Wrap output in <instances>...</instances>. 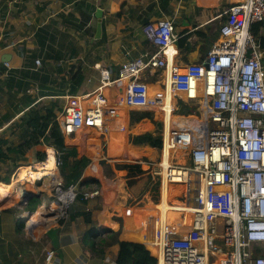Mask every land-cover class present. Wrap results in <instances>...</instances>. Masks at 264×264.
Wrapping results in <instances>:
<instances>
[{
  "label": "crops",
  "instance_id": "0c3cea01",
  "mask_svg": "<svg viewBox=\"0 0 264 264\" xmlns=\"http://www.w3.org/2000/svg\"><path fill=\"white\" fill-rule=\"evenodd\" d=\"M239 1L0 0V175H7L9 180V183L0 180V184L13 186L12 192L3 195V198L0 196V264H47L46 256L50 249L55 250V264H120L116 260L117 246L106 249L103 256L92 252L88 240L95 238V232L98 236L104 235L107 228L116 229L122 221L123 237L145 244L143 220L150 211L159 214L166 223L172 219L176 220L179 212L174 213L170 205L171 184L165 182L162 189L161 182L159 203L153 200L150 193L152 185L159 179L153 165L163 157L167 161V153L163 156L161 150L159 160L146 164L137 158L141 157L143 150L150 154L158 152V148L141 147L128 142V134L142 133L141 131L152 126L146 119L129 126V111H152V108L130 109L122 103L123 107L119 110L116 120L121 125H127L125 132L102 135L100 131L94 130L89 131L83 138L86 147L84 151L93 149V156H87L86 167L91 165L94 174L83 171L80 180L97 179L100 183L99 194L90 199L80 198L69 208L68 215L55 219L58 205H54V213L48 212L49 206L40 205L37 211L41 209V213L33 224L34 231L31 234L25 223H18V217L23 218L20 211L18 215L14 213L18 211V204H10L22 196L14 183L19 184L23 174L30 173L26 164L32 165L43 155L41 140L44 137H38L40 143L34 145L25 143L38 128L36 124L29 123L25 116L34 107H51L57 116L64 109L68 101L67 96L79 95L98 87V65L109 67L115 76L131 58L153 50L155 46L145 35L144 27L162 18L172 19L178 34L186 30L195 31L198 27L210 28L206 37H191L189 50L182 52L179 49L176 58L182 65L203 60L211 44L219 38L221 24L225 19L224 11ZM98 8L103 10L100 37H96ZM38 59L40 63L37 62ZM151 75L153 76L148 74L145 80L149 82L150 96L154 97L162 87L160 83H150L149 79L155 80ZM87 84L92 85L93 89L90 90ZM163 91L164 105L157 108L164 112L166 139L172 126L193 127L192 129L197 131L204 129L207 113L202 119L194 115H174L171 112L174 106L173 94L170 88ZM102 140L107 141L106 146L111 153L119 155L128 152L129 158L123 159V155H120V158L128 161V164H140L144 171L152 175L146 192L142 182L131 185L130 188L128 170L124 184L120 186L117 183L120 169L117 170L114 163L110 164V168L114 170L110 176L104 172L101 158L94 164L95 159L101 155ZM38 149L41 152L37 151ZM83 155V150L78 147V157L84 158ZM184 161L188 162L186 159ZM18 163L23 166L19 172ZM72 183L79 185V180ZM27 187L24 188L34 192L30 185ZM39 188L43 190V187ZM64 195L68 200L73 199L70 192H65ZM8 196L12 199L8 200ZM129 196L147 197L151 202L131 203L128 201ZM48 197L50 195H45L43 200ZM125 201L129 204L126 205ZM87 210L94 214L91 223H87L84 217V211ZM25 214L26 221L28 217L33 218L35 213L28 211ZM41 223L44 227L42 231L39 230ZM6 227L12 229L10 235L6 234ZM145 245L157 258L158 264L157 249Z\"/></svg>",
  "mask_w": 264,
  "mask_h": 264
},
{
  "label": "built area",
  "instance_id": "2783aa9c",
  "mask_svg": "<svg viewBox=\"0 0 264 264\" xmlns=\"http://www.w3.org/2000/svg\"><path fill=\"white\" fill-rule=\"evenodd\" d=\"M224 15L219 38L206 57L183 65L176 61L180 34L173 20L146 24L144 33L155 48L131 58L115 76L109 67L98 65V87L67 96L56 116L66 143L81 146L85 141L76 139L89 131L125 132L127 125L116 120L122 103L130 109L162 107L167 88L196 105L202 114L198 118L207 113V132L172 126L167 139L162 136L159 149L169 163L163 158L153 165L154 172L163 183L178 178L185 201L171 207L179 212L171 222L153 211L144 217V242L157 249L158 264H264V48L252 31L254 22H262L264 30V0H240ZM158 72L166 76L165 85L150 97L145 77ZM176 109L174 105L172 114ZM41 142L45 157L29 167H44L49 150L57 167L61 165L55 144L45 138ZM46 179L32 181L46 187ZM61 181L53 189L55 218L68 215L79 197L99 194L98 188L79 192L76 184ZM58 188L72 191L73 199L66 201ZM54 257L55 250H48L46 263L55 264Z\"/></svg>",
  "mask_w": 264,
  "mask_h": 264
},
{
  "label": "trees",
  "instance_id": "16d2710c",
  "mask_svg": "<svg viewBox=\"0 0 264 264\" xmlns=\"http://www.w3.org/2000/svg\"><path fill=\"white\" fill-rule=\"evenodd\" d=\"M262 22H254L252 24V31L259 39L261 46L264 48V30L262 29ZM210 28L208 27H198L195 31H184L180 33V38L178 41V47L180 51L187 52L190 48L188 45L190 42V38L197 35L199 37H206L209 35L208 31ZM218 33V32H217ZM179 107L176 110H181L180 114H193L199 113L197 110V106L184 101L183 99H178ZM175 110V111H176ZM130 119L128 122L129 126H132L136 120L139 122L143 119H153L154 113L149 110H130ZM174 114H176L174 112ZM29 123H34L38 127L35 134L25 142L26 145H34L40 143L39 138L44 137L47 141H51L55 144L56 148L61 153V167L65 170V181L66 185L72 184V182H77L79 180V187L81 192L85 190L86 187L89 189L98 188L100 185L99 181L95 178H85L81 179V175L83 174L84 169L88 164V158H79L78 157V147L74 145H68L65 140V136L61 130L59 122L56 120V115L52 108H32L25 116ZM157 117V116H156ZM152 125V124H151ZM131 134V133H130ZM130 134H128V142L139 145L141 147H162V138L158 135H155L151 131H145L142 133L132 135L130 139ZM39 137V138H38ZM77 142H83V138H78ZM159 150L158 152H160ZM160 154V153H159ZM43 154L41 159L44 158ZM95 162L94 164H97ZM119 168H124L120 166ZM128 184L130 188L134 186L138 182H142L143 186H145V192L149 189V185L152 181V175L149 172L144 171L141 168L140 164H128ZM69 172V173H68ZM68 173V174H67ZM6 182L9 183V180ZM97 182V183H96ZM94 184V185H93ZM132 185V186H131ZM182 184H179L178 191H183ZM161 181L158 179L152 185L150 193L152 194V198L154 201L159 202ZM144 192V193H145ZM174 190H171V198L170 202L175 204H181L175 198ZM82 197V194H81ZM42 202V196L33 195L31 196L27 203L22 204L20 207V214L25 211L34 212L37 210L38 206ZM84 217L87 223H91L93 220L92 211L87 210L84 211ZM117 219V218H116ZM120 220L121 218L118 217ZM123 223L120 221L119 226L114 228H107V231L104 235H97L95 232V238L88 240L90 243V248L92 252L98 256H103L106 253V249H111L113 246H117L116 260L120 264H157V258L152 255L151 251L147 248V246L142 242L137 241H129L123 237Z\"/></svg>",
  "mask_w": 264,
  "mask_h": 264
},
{
  "label": "rangeland",
  "instance_id": "374dc122",
  "mask_svg": "<svg viewBox=\"0 0 264 264\" xmlns=\"http://www.w3.org/2000/svg\"><path fill=\"white\" fill-rule=\"evenodd\" d=\"M0 6H2V5L0 4ZM15 30H12V31L15 32ZM151 77H153V79H155V80L152 81V80L149 79L150 83H160V85H163V86L165 85L166 76L164 75V73L158 72L156 74H153V76L151 75ZM87 87H89L90 90L93 89L92 85H88L87 84ZM178 99H179L178 97L173 96L174 105L177 107V109L179 107ZM159 109L160 108H157V106L156 107H152V109H150V110L153 111L154 115H156L157 117L154 116L153 119L146 118V120L149 121L152 124V126H150L147 130H144V131H151V132L155 133V135H158V136H160L162 138V136H164V112L161 111V110H159ZM175 113L176 114H180L182 112H181V110H176ZM196 113H197V111H196ZM190 115H194V116L195 115H198V116L202 117V114L201 113H197V114H194L193 113V114H190ZM200 119H202V118H200ZM136 123H138V122L135 121L134 124H136ZM126 130H127V128H126ZM96 131L97 130H95L94 132H96ZM144 131H141V132H144ZM137 133H140V132H133V133H131L130 134V139H131L132 135L137 134ZM100 142H102V144H101V155H100V157H97V159H95V162H98L99 161L98 159L101 158L100 163L102 165V168H103L104 172H106V174L108 176H110L111 173L114 171L112 168H110V164L111 163H114L116 169L117 170L120 169V170H118L119 171L120 178L117 180V183H118V185L122 186L124 184L125 179H126V171H127L128 161L126 162V160H123L124 158L123 159L120 158V155H123L122 153L119 154V155H117V153L116 154L111 153L110 152V149H107V146H106L107 141L106 140H102ZM77 147H79V148H81L83 150V154H84L83 156H86V157L87 156L89 157V155L90 156H93L92 153H91V151L93 150L92 148L89 151H84V148H86L85 145H81V146L79 145ZM41 148H42V146H41ZM103 149L105 150V154H103ZM156 150H160V149L158 148ZM37 151L41 152L40 149H38ZM143 152L144 153L141 155V157L137 158V160L138 161L139 160L140 161L143 160L146 164H150V162H155V161L159 160V158L161 157L160 156L161 151L160 152H153V153H150V154L147 153L145 150H143ZM126 154H127L126 158H129L130 154L128 152H126ZM123 157H125V156L123 155ZM90 163H92V162H90ZM32 164H34V163H32ZM123 165L125 166L124 168H119L120 166H123ZM143 165H144V168H146V165L144 163H143ZM27 166H30V165L26 164V167ZM33 167H35V166H33ZM20 168H21V164L18 163V170ZM147 168H149V167H147ZM86 170L88 171V173H90V175H93L94 174V172L92 171L93 169L91 168V165H89L88 167H86L84 169V171H86ZM58 174H59L58 182L53 183L52 186L50 187V190L49 191H46L47 190L46 187H44L43 184H41V183H34V182L31 183V186H33V188H31V189L34 190V192H37V193L38 192H42L44 195H47V196L50 195V197H48L47 200H46V202L48 203V206L50 208V209L48 208V212H50V213H54V209H55L54 205H56V204H54L55 201L52 199L53 198V189L56 188V185L57 184H59L60 178H62V181L61 182L63 184H66V181L64 179V177H65V170L61 167V165L58 166ZM7 179H8L7 178V175H0V180L7 181ZM182 185H184V184H182ZM76 186H77V191L80 192L79 185L76 184ZM24 187L25 188H28L25 184H20V183L18 184V190H24L25 189ZM39 187H44L45 190H42ZM178 188H179V184H175V183L171 184V190H174L175 191L174 192V194L176 196L175 198L176 199H179L180 202H181V204H183L184 203V200L183 199H184L185 194H182V196H180L179 193H181V192L178 191ZM86 189H89V187H86L85 190ZM183 189H184V186H183ZM22 198L23 197L20 196V197L16 198V200H14L13 202L10 203V204H12V203L13 204H18V211L17 212H14L16 215H18V212L20 211L19 209H21V207H20L21 206L20 205V201H21ZM160 198H161V193H160ZM43 199H44V196H43ZM79 199H80V197L77 200H79ZM77 200L75 202H77ZM128 201H130L131 203L132 202L136 203V201H137V203H145V204L151 202L150 201V198H147V197H141V198L138 197L137 198V197H134V196H132V197L129 196ZM42 202H43V200H42ZM74 203H72L70 205V207ZM157 203H159V202H157ZM127 204H129V203L126 202V205ZM172 204H175V203H172ZM178 205H180V204H178ZM173 206H175V205H173ZM174 213H176L175 210H174ZM170 215H173V214H170ZM19 218L20 217H18V223L23 224L24 221H25V219L24 218L19 219ZM178 218H179V214L176 217V219H178ZM54 219H55V217H54ZM172 220H175V219H172ZM5 231H6V234H9V235H10L11 232H13L12 229L7 228V227H6ZM18 231H19V226H18Z\"/></svg>",
  "mask_w": 264,
  "mask_h": 264
},
{
  "label": "bare ground",
  "instance_id": "6f19581e",
  "mask_svg": "<svg viewBox=\"0 0 264 264\" xmlns=\"http://www.w3.org/2000/svg\"><path fill=\"white\" fill-rule=\"evenodd\" d=\"M175 50V48L174 47H171V51L173 52ZM124 92V91H123ZM149 96H150V94H149ZM151 97V96H150ZM126 106V105H125ZM126 107H128V106H126ZM128 108H130V107H128ZM150 108H152V107H142V108H138V107H134V108H132V109H150ZM162 111V110H161ZM164 129H165V127H164ZM207 130H208V117L205 119V121H204V131L205 132H207ZM164 136H165V132H164ZM164 158V157H163ZM164 164L165 165H167L169 162H168V160L166 161L165 159H164ZM23 167V166H22ZM21 167V168H22ZM21 168L18 170V172L21 170ZM28 168L30 169V173H25V174H23V177L21 178V181H19V183H22V184H25L26 186L27 185H30L31 186V183H33V181H32V179H34V180H38V179H42V178H47L46 180H47V182L49 183V184H46V189H47V191L49 190V188L52 186V184L53 183H55V182H58V179H59V174H58V167H57V165H56V159H55V155H54V153H53V151L52 150H49V158H48V160L46 161V165L44 166V167H42V166H40V167H38V169H33L32 167H29L28 166ZM154 174V173H153ZM159 179L161 180V178L159 177ZM16 181H18V179L16 180ZM25 181H29V183H26ZM162 182V181H161ZM167 183H168V185L169 184H173V183H175V184H183V183H181L180 181H178V178H175V179H173L172 181H167ZM16 186H15V188H16V190H18V182L16 183H14ZM32 188H33V186H31ZM13 186L11 185H7V184H0V196H2V198H3V195H8L10 192H12L13 190ZM59 189V188H58ZM43 190H45L44 189V187H43ZM62 189H59V195L60 196H63L64 195V193L66 192V191H61ZM15 192V191H14ZM19 192H20V194H22V197L25 195V194H27V193H29V192H31L29 189H25V190H19ZM71 194H73L72 195V197H74V193L72 192V191H69ZM63 193V194H62ZM6 197V196H5ZM0 199H1V197H0ZM7 199L8 200H10V199H12L10 196H8L7 197ZM54 200V199H53ZM68 199H66V201H67ZM2 202L0 201V204H1ZM54 204H56V205H58L56 202L54 203ZM53 204V205H54ZM171 206H173V205H177V204H170ZM181 205H183V204H180V206ZM41 206L42 207H47L48 206V203L46 202V200H43V202H42V204H41ZM40 206V207H41ZM33 213H35L34 214V216H33V218H35V219H37V217L39 216V214L41 213V209L40 210H35ZM30 214V213H29ZM25 215H27V214H25L24 213V215H22L23 217L25 216ZM55 215V214H54ZM49 216H53V215H49ZM43 217V216H42ZM42 221V220H41ZM43 224L41 223V226H39V230L40 231H42L43 230V226H42Z\"/></svg>",
  "mask_w": 264,
  "mask_h": 264
},
{
  "label": "water",
  "instance_id": "95a60500",
  "mask_svg": "<svg viewBox=\"0 0 264 264\" xmlns=\"http://www.w3.org/2000/svg\"><path fill=\"white\" fill-rule=\"evenodd\" d=\"M96 16L98 17L96 37H100L101 34H102V17H103V10H102V8H98V10L96 11ZM124 159H126V158H124ZM33 195H40V196H42V192L40 194V193H36V192L31 191V192L25 194L23 196V198L21 199L20 204L27 203L28 199L31 196H33ZM34 222H35L34 218H31L28 221H26V223H25V226L29 230L30 233H32V228H33Z\"/></svg>",
  "mask_w": 264,
  "mask_h": 264
},
{
  "label": "clouds",
  "instance_id": "9594fccd",
  "mask_svg": "<svg viewBox=\"0 0 264 264\" xmlns=\"http://www.w3.org/2000/svg\"><path fill=\"white\" fill-rule=\"evenodd\" d=\"M174 115H182V114H174ZM139 122V121H138ZM74 146H76V145H74ZM157 148V147H156ZM162 181V180H161ZM165 183H163L162 182V189H163V185H164ZM180 196H182V194H180ZM191 196H193V194H191ZM42 198H43V193H42ZM184 201H185V197H184V199H183ZM42 203V202H41ZM20 205H22V204H20ZM41 205V204H40ZM40 205L38 206V207H40ZM38 209V208H37ZM26 212H28V211H26ZM32 213V212H31ZM20 216H21V214H20ZM29 219H31V218H29L28 217V219L26 220V221H28ZM34 220L36 221V219L34 218ZM26 221H24V223H26ZM35 223V222H34ZM43 224H45L44 222H43ZM33 231H34V227L32 228V233H33ZM31 233V234H32Z\"/></svg>",
  "mask_w": 264,
  "mask_h": 264
}]
</instances>
